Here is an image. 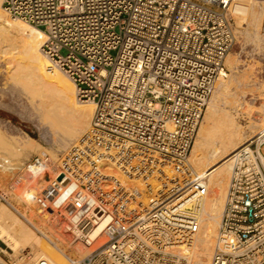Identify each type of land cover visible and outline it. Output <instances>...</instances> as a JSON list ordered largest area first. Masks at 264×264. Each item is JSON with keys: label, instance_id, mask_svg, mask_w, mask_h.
Returning a JSON list of instances; mask_svg holds the SVG:
<instances>
[{"label": "built area", "instance_id": "built-area-1", "mask_svg": "<svg viewBox=\"0 0 264 264\" xmlns=\"http://www.w3.org/2000/svg\"><path fill=\"white\" fill-rule=\"evenodd\" d=\"M228 1L2 0L9 18L44 33L43 54L95 105L68 151L34 153L0 183L4 204L5 192L31 187L42 230L87 249L71 264H188L176 247L199 228L206 181L188 156L235 42ZM263 144L264 131L235 154L209 264H264ZM26 254L4 261L47 263Z\"/></svg>", "mask_w": 264, "mask_h": 264}, {"label": "bare ground", "instance_id": "bare-ground-1", "mask_svg": "<svg viewBox=\"0 0 264 264\" xmlns=\"http://www.w3.org/2000/svg\"><path fill=\"white\" fill-rule=\"evenodd\" d=\"M228 3V10L235 15L238 29L241 28L255 44L264 41L261 33L264 0H229ZM4 13L0 0V58L7 66L13 68L12 75L18 78L22 86L29 89L33 96L39 97V106L46 114L59 116L73 129L68 141L72 146L89 127L94 103L78 100L72 81L43 54L41 46L46 40L44 33L22 20L9 18ZM239 64L240 60L231 52L226 55L224 65L230 73L222 72L217 78L188 156L193 173L201 175L208 172L204 196L193 207L199 228L186 245L176 247L178 254L189 260L190 264L210 263L235 154L250 142L244 139L245 137H240L241 128L237 121L239 114L236 117L232 108L248 93L258 91V88L248 84V71L236 70ZM245 103L247 107L256 109L254 111L258 114V120L254 121L255 126L258 124L264 127V97L260 106ZM9 142L10 152L8 151V157L4 158L7 162H0V183L6 182L13 175L22 161V156L38 151L40 147V143L29 135L24 140ZM262 150L264 152V146ZM38 182L41 184L39 186L44 184L43 180ZM23 189L24 193L21 192ZM30 192H33L31 187H23L16 193L5 192L8 204L0 202V238L14 250L10 256L17 258L24 252L27 253L26 256L31 252L29 255L33 260L43 258L47 261L46 264H71V261L83 256L86 248L72 245L63 237L71 248L79 252L74 254L73 251L65 250L57 239L55 229L46 227L43 231L41 224L39 227L33 222L37 225L36 228L42 231V235L35 229L32 230L28 221L32 223L30 213L34 210L32 206L36 205L27 200ZM16 198L18 199L15 200ZM98 230L99 228L95 233H98ZM5 251L7 253V250Z\"/></svg>", "mask_w": 264, "mask_h": 264}, {"label": "rangeland", "instance_id": "rangeland-1", "mask_svg": "<svg viewBox=\"0 0 264 264\" xmlns=\"http://www.w3.org/2000/svg\"><path fill=\"white\" fill-rule=\"evenodd\" d=\"M232 1L233 0H231V2ZM234 17L235 15L231 14V23L234 28L235 42H234L232 49L229 51V53L231 52L234 56H236L240 60L239 67H236L237 68L236 70L248 71L246 75L248 84L251 85L252 87L258 88V91L253 92V93H248L249 95L247 94L246 97L242 101L235 103L232 108V113L236 117H237V114H239V117H237V121L240 124V128H241L240 137L242 138L245 137L244 139L246 140L248 139V141L249 140L252 141L254 137H256L258 134L264 131L263 129L264 127L262 125H258L257 123H256L257 125L255 126L254 121L257 122L258 120L257 119L258 114H256L254 111L256 109L254 107L253 108L247 107L245 102L255 105V106H260L263 102V97H264V41L260 42L261 44L253 43L245 35L246 33L243 30H241V28L238 29V27L235 24ZM240 30L242 31V33L240 32ZM66 53L67 51L65 49L61 50V54L65 55ZM227 69L228 68L225 66L224 72L230 73V71L228 72ZM13 71H14L13 68L11 69V67L7 66L4 63V61L0 58V138H1L0 139V150H1L0 151V157H1L0 162L3 163L2 161L4 160V158L8 157L6 155L8 151L10 152L9 150L10 144H8L10 143L9 141H21L27 138V135H29L40 143V147H38L39 149L38 151L28 152V154H25L24 156L21 157L22 161H20L21 163L14 171L13 173L14 175L16 171H18V169H20L31 158V156L34 153H37L40 150L47 149L50 155L54 159H57V157H59L61 154H64L71 147L72 143L68 141H70V135L73 129L70 126H68L66 123H64L63 120L59 118V116L54 115V114H50V115L46 114L43 108L39 106V97L36 95L33 96V94L30 92L29 89H26L25 87H23L20 81L18 80V78L12 75ZM210 97L208 101L210 100ZM204 112H205V109H204ZM196 134H197V131H196ZM196 134L194 136V139L196 137ZM4 143H6L7 145ZM263 146L264 144L262 145V147ZM234 153L232 155H234ZM11 157L12 156L10 155V158ZM4 161L5 163L7 162V160H4ZM193 174L198 175L197 173H193ZM199 176H204L206 178L205 183L208 181V178H207L208 172H203ZM24 191L25 190L23 189L21 192L24 193ZM17 199L18 198H16L15 200ZM32 208H34L33 210L34 212L31 211L30 214L32 216L30 219L32 220V223L34 222L40 227L39 225L40 222L35 214L36 211H38V209L35 206H32ZM34 233L37 236H39L35 231ZM57 239L58 241H60L62 246L65 248V250L73 251L74 254L79 252L71 248L61 235L60 236L58 235ZM1 240H0V245L3 247V249L7 250V254L6 256L3 257L1 262L6 264L4 260L7 259V255L12 254L14 250L11 249V247H9L5 241L2 240L3 241L2 242ZM76 246H80V245H76ZM26 251H29V250H26ZM30 253L28 252V255ZM187 261H188V264H190V261L189 260Z\"/></svg>", "mask_w": 264, "mask_h": 264}]
</instances>
